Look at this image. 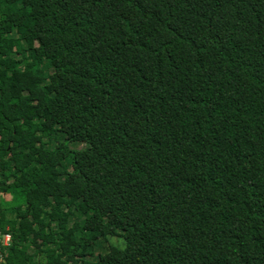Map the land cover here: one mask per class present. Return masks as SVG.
<instances>
[{
	"label": "trees",
	"instance_id": "16d2710c",
	"mask_svg": "<svg viewBox=\"0 0 264 264\" xmlns=\"http://www.w3.org/2000/svg\"><path fill=\"white\" fill-rule=\"evenodd\" d=\"M0 230L6 264H264V0H0Z\"/></svg>",
	"mask_w": 264,
	"mask_h": 264
},
{
	"label": "built area",
	"instance_id": "2783aa9c",
	"mask_svg": "<svg viewBox=\"0 0 264 264\" xmlns=\"http://www.w3.org/2000/svg\"><path fill=\"white\" fill-rule=\"evenodd\" d=\"M11 242L12 238L10 232L0 230V264H6V250L11 246Z\"/></svg>",
	"mask_w": 264,
	"mask_h": 264
},
{
	"label": "rangeland",
	"instance_id": "374dc122",
	"mask_svg": "<svg viewBox=\"0 0 264 264\" xmlns=\"http://www.w3.org/2000/svg\"><path fill=\"white\" fill-rule=\"evenodd\" d=\"M74 146V145H73ZM81 147V146H80ZM111 244H115V245H121V246H125V240L119 237H111L110 240H108L106 243H104V245L106 247H108ZM103 245V246H104ZM104 246V247H105Z\"/></svg>",
	"mask_w": 264,
	"mask_h": 264
}]
</instances>
